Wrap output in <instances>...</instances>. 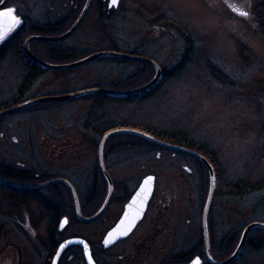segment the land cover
Instances as JSON below:
<instances>
[{
    "label": "rangeland",
    "instance_id": "obj_1",
    "mask_svg": "<svg viewBox=\"0 0 264 264\" xmlns=\"http://www.w3.org/2000/svg\"><path fill=\"white\" fill-rule=\"evenodd\" d=\"M72 1L8 0L7 8L15 9L21 22L25 19L58 22ZM135 1L145 10L163 12L166 18L179 21L189 31L195 51L184 71L165 82L161 78L163 85L156 87L154 94L147 91L128 101L116 97L95 102L93 96L85 95L43 101L1 116L2 161L37 170L36 180H31L28 174L22 175L26 182L65 176L85 194L93 188L90 184L97 166L94 143L98 144L102 136L98 135L99 131L122 124L149 125L156 129L158 138L194 150L193 140L204 141L217 152L227 179L247 175L255 180L264 175V31L260 24L264 14L253 8L258 0H243L245 8L252 9L247 17L229 9L225 0ZM108 2L92 1L80 27L64 39L66 46L78 52L136 53L155 59L165 70L176 64L185 47L180 34L145 19L136 9L125 7L123 0L117 8H109ZM23 49L14 46L0 64V109L90 86L114 88L111 82L122 75L96 59L70 69H44L21 56ZM38 50L41 54L40 47ZM40 56L53 63L69 62L59 56ZM210 65L232 83L212 77ZM154 75L155 70L143 84ZM111 140L112 145L118 146L106 153L105 163L115 181L127 182L132 188L133 181L138 182L146 174L157 176L155 197L139 233L163 232L168 237V233L179 231L182 225L184 232L192 235L184 237L183 250L195 243L202 235V211L209 188L203 167L183 152L139 144L119 145L118 138ZM216 179L215 191L220 184L217 173ZM55 186L37 192L0 187V264H18V250L26 252L33 248L27 235L36 238L37 226L39 232L45 231L44 218L51 217V211L44 202L62 206L67 196L64 187ZM255 194L249 200L229 198L223 192L214 194L209 220L211 240L218 243L233 233V247L228 256L235 250L246 224L264 218V200L256 208L261 193ZM122 205L123 202L113 203L101 218L92 222L69 217L71 222L62 230L57 227L54 237L59 240L81 235L96 244L114 225ZM189 219L195 223L193 233L192 225L186 226ZM132 239L122 246L131 247ZM162 245L161 241L154 243V252L159 251L160 256L164 255ZM256 246L262 248L264 242ZM242 251L231 264H264V248Z\"/></svg>",
    "mask_w": 264,
    "mask_h": 264
},
{
    "label": "trees",
    "instance_id": "obj_2",
    "mask_svg": "<svg viewBox=\"0 0 264 264\" xmlns=\"http://www.w3.org/2000/svg\"><path fill=\"white\" fill-rule=\"evenodd\" d=\"M85 1L86 0H73L72 4L70 5V9L68 10V12L64 15L62 20H60L58 22L37 23V22H33V21H29V20L25 19L24 24L21 27H19L17 30H15L12 33V35L10 37H8L5 41H3L2 44L0 45V64L5 59V57L8 55V52L12 48H14V46H17L20 49L22 47L24 48V41H25L26 37H28L29 35L34 34V33H40V34L41 33L42 34L52 33V34H55V33H60V32L62 33L65 30H67L73 24V22L76 20V18L78 17L79 13L81 12V10L84 6ZM99 1L101 4V2L104 0H99ZM126 1L128 2L127 4H125ZM132 3H137V4L132 5ZM123 4L125 7H130L131 9H136V11L145 19H152V20H154V22L160 23L164 27L174 29L178 34H180L184 38L185 47H184L182 55L176 61V64H174L173 67L170 68L169 70H165L164 66L162 67V73H163L162 79H163V81L165 82L166 80H171V79L175 78V76L179 75L182 71H184L187 64L190 62V60L193 59L192 55H193V52L195 51L194 45H193L194 44L193 38H192L191 34L189 33V31H187L185 26L182 23L180 24L179 21H177V20H174L172 18H166V16H165L166 14L162 15L163 12H161V13H158V11L152 12V11H148L147 9L146 10L148 13L145 12L146 10L144 9V6L137 1L134 2V0L133 1L132 0H123ZM135 5H138V6L135 7ZM260 24L263 27L262 30L264 31V21H261ZM39 47L41 48V52H42L41 54L39 53L40 51L38 50ZM31 49L38 56L44 55L46 57H49L50 55H54L56 57L59 56V58H63L65 60L68 59L66 61H72L73 59H75L77 57L76 54L84 52L82 50H79V52H78V49L66 46L65 41H63V40L62 41H56V42L34 41L31 44ZM88 53H90V52H84L83 54H81L78 57H83V56L87 55ZM23 54H21V56H23L24 58L26 57L28 62L34 63L30 59H28L24 49H23ZM78 57H77V59H78ZM96 60L103 62V64H105V65H109L110 70H112V71L117 70L118 73L122 74L119 78H117L111 82V84L113 85L114 88H132V87H136L140 84H143L151 76L152 72L155 70L154 67L148 63L133 61V60H127V59L118 58V57H102V58H98ZM208 70H209V72L212 73V77H214L215 79H217L221 82H228L230 84L232 83V81L227 76H224V74L219 69H217L216 67L210 65ZM160 85H161V82H159L148 93H150V95H152L153 91L157 89L156 87H158ZM162 85H161V87H162ZM89 95L94 97L95 102H99L100 100H105L108 98H110V99L116 98V97H110V96H107L105 94H100V93L89 94ZM130 97H132V96H130ZM130 97L122 98V99H124L122 101H128L130 99ZM6 107H9V106H6ZM116 126L139 127L136 125H129V124L128 125L122 124V125H116ZM116 126H111V127L105 128L102 131H99L98 135H102L106 130H108L112 127H116ZM139 128L144 129V130L154 134L155 136H158L156 134V129L152 126L147 125V126H143V127H139ZM112 138H118V144L119 145L127 143L130 145H137V146L139 144L141 146H147V147L154 148V149L164 148V147H161L157 144H154V143H152V142H150V141H148L142 137H138V136L131 135V134H117V135L112 136ZM112 138H110L108 140V146L113 144V143H111V142H113L111 140ZM96 142L94 144L97 145V154H96V158H95V160H96L95 162H96L97 166L94 168V171L92 174V180H91V184H90V185H92L93 188L84 194L76 186L77 191H78L79 196L81 197V201H82V212L85 215L93 214L96 211V209L98 208L100 201H101L100 200L101 199V193L99 192V189L97 188V185L100 182L99 178L101 176V171H100L101 169H100L99 163H98V144ZM191 144H192V147L196 148L197 151H200L203 155H205L210 160V162H212V164L215 167L217 177H218V181L220 183L219 184L220 187L218 186L217 191H215L216 195H218L220 192H223V194H226V196H229V198L235 199V197H236L237 199L246 198L247 200H249L252 195H256L255 193H261V196L257 199L256 208L259 206L258 202L264 200V175H262L261 177H259L258 179H255V180H251L249 178V176H247V175H244L243 177L240 175H237V177L234 179H227V178H225V176H223L224 174L222 172L223 171L222 170V164L219 160L217 152L214 149H212V147H209L208 145H206L204 141H199V140H193L191 142ZM147 150H150V149L147 148ZM107 152L108 151L106 149L105 155ZM195 159L205 170L206 175H207V185H208L209 184L208 171H207L205 165L199 159H197V158H195ZM37 173H38V171L35 169H31V168H27V167H19L18 165L6 164L0 158V175L1 176H4V177L12 179V180L26 182L25 180L22 179V175L28 174L30 178H33L31 180H36L34 178H36ZM58 185H61L62 187H64L65 191L67 193V196L65 197L62 206L61 205H51L49 203H46L47 201H45V202L43 201L46 204V205L45 204L44 205L47 206L49 208V210L51 211V220L53 222L52 223V229H53L52 231L54 233H55V231H57V227H58L57 222H58L59 217L62 214L68 215L69 217H71V219H72V217L74 219H77L75 209H74L73 197H72V194H71L69 188L65 184H62V183L56 184L55 187H58ZM0 187H8V188L13 189V187L5 185L3 183H0ZM14 189H16V188H14ZM59 189L61 190V188H59ZM38 190L39 189H32V190L25 189L24 191L37 192ZM65 191L62 190L61 192L63 193ZM66 193H65V195H66ZM62 211H65V212H62ZM262 214L264 215V212H262ZM209 220H210V214H209ZM261 221H264V218ZM254 229H255V231L256 230L257 231L254 233L253 229H252V231L249 233V236L247 238V241L245 243L243 251L248 250V249H252V248L253 249L264 248V246L262 248L256 246L259 243L264 242V228L257 227ZM201 232H202V230H201ZM241 232H242V230H241ZM239 237H240V235H239ZM229 238H230V240H229ZM233 240H234V234L233 233H231L230 235H228L226 238H224L222 241H220L218 243H214L212 240V251H213L214 257L216 259H221V258L227 257L228 253L230 252L231 248L233 247V245H232ZM229 242H230V245L227 246V244ZM203 244H204V240H203V237L201 235V237L199 238V250H202ZM189 252L184 253V255H183L184 258L191 256V254Z\"/></svg>",
    "mask_w": 264,
    "mask_h": 264
},
{
    "label": "water",
    "instance_id": "obj_3",
    "mask_svg": "<svg viewBox=\"0 0 264 264\" xmlns=\"http://www.w3.org/2000/svg\"><path fill=\"white\" fill-rule=\"evenodd\" d=\"M92 1L93 0H86L85 1L84 6H83L80 14L78 15L77 19L74 21V23L66 31H64L60 34H56V35H46V34H39V33L29 35L24 41V50H25V53H26L28 59H30L32 62L38 64L39 66H41L44 69H61V70H64V69H70V68L82 66V65L86 64L87 62H90L92 60L102 58V57H118V58H123V59H127V60L145 62V63L152 65L155 69L154 77L150 81L146 82L145 84H142L140 86H136L133 88L123 89V88H111V87H104V86H90V87H86V88H83L80 90L72 91V92H69V93H66L63 95H46V96H41V97L29 99V100L11 105L9 107H5V108L0 109V117L4 116L6 114H10L12 112H15L17 110H20L22 108L31 106L33 104L43 102V101L67 100V99L85 96V95H89V94H95V93L105 94L107 96L117 97V98L118 97H121V98L130 97V96H134L137 94H141V93L150 91L160 82V80L162 78V67L159 64V62L153 58L141 56V55H138L136 53H128V52H123V51H118V50H98V51L91 52V53H89V54H87L81 58H78L76 60L69 61V62H63V63L49 62V61L44 60L43 58H41V57H39L33 53V51L30 48L31 41H34V40L58 41V40L65 39V38L69 37L70 35H72L78 29V27L81 25L82 21L84 20L86 14L88 13L89 8L92 4ZM7 2H8V0H1L0 1V11H4V7L6 6ZM119 4H120V0H117V4H115V5L112 4V0H109V2H108L109 8H117L119 6ZM117 134H131V135H135L138 137H142V138H144V139H146V140H148L154 144H157L161 147L189 154V155L199 159L205 165V167L208 171V175H209V188H208L207 197H206L205 204H204L203 211H202V232H203V239H204V243H205V255H206L207 260L211 264H231L235 259H237L239 257L241 251L243 250V248L245 246V243L247 241L249 233L252 231V229L257 228V227L264 228V221L256 220V221L249 222L243 228L241 235H240V238H239V241H238V244H237L235 250L233 251V253L231 255H229L227 258H224L221 260L216 259L213 256L212 251H211V241H210L209 228H208V219H209V214H210V210H211L213 199H214V194H215V190H216V182H217L216 171L214 169L213 164L210 162V160L205 155H203L201 152H199L197 150H194V149L182 146V145H178V144H174L171 142L164 141V140L154 136L150 132H147L143 129H139V128H135V127L117 126V127L110 128L102 134V136L99 140V143H98V163H99V167H100L103 175L105 176V178L107 180L108 192H107V195L105 197V200H104L102 206L99 208L98 211H96L92 215L87 216V215L83 214L82 208H81V203H80V198H79L78 192L76 190V187L66 177L58 176V177H54V178H51V179H48L45 181H41V182H21V181L12 180V179H9V178H6V177L0 175V183L12 186L14 188L27 189V190L46 188V187L52 186V185L57 184V183H63L69 188V190L72 194L77 219L81 222H92V221L96 220L104 212V210L106 209V207L110 201V198H111L113 190H114L113 180H112V178H111V176L107 170V167H106L104 150H105V146H106V143L108 142V140L112 136L117 135ZM148 177L153 178V180L150 182V184L146 186L150 190V194H141L140 189H141V187H145L144 181ZM154 188H155V176L153 174L146 175L142 179L139 187L137 188V190L134 193V195L132 196V198L126 204L125 210H124L121 218L117 221V223L114 226H112L107 231L106 235L104 236L103 245L105 247H109V246L113 245L114 243H116L118 240L126 238L134 230V228L137 226V224L140 222V220L143 218V216L145 214V211L148 207V204L152 198ZM138 194H140L141 199H145V203L143 205V211H142L141 215L135 219V224L131 228V230L127 233V235H121L124 228L127 227L128 221H131L135 217L137 209L140 207L139 202H137V204H135V205H132V202L134 200H138ZM129 205H132V207H129ZM126 216L128 218L127 220H125ZM65 221H67V217L63 218V220L61 222V228L66 224ZM122 222H123V224H122ZM74 244H79L83 247L84 256H85V260H86L87 264H90L89 256H91V264H96V262L94 261L93 256H92V252H91L89 242L82 237H70V238L63 240L60 243V245L58 246V249L56 251L55 261L58 260V258L61 256V254L63 253V251L67 247H69L70 245H74ZM197 259H199L200 264L203 263L202 258L200 256H196L188 264H195V261Z\"/></svg>",
    "mask_w": 264,
    "mask_h": 264
},
{
    "label": "flooded vegetation",
    "instance_id": "obj_4",
    "mask_svg": "<svg viewBox=\"0 0 264 264\" xmlns=\"http://www.w3.org/2000/svg\"><path fill=\"white\" fill-rule=\"evenodd\" d=\"M225 3L227 4L228 7L229 5H232L233 7L239 9L240 11H246L248 15L252 11L251 8H245L243 4V0H225ZM7 7L8 6L6 4V6L4 7V10H6ZM253 8L254 10H257L260 13L264 14V0L256 1ZM229 9L232 10V7H229ZM233 12L239 15L238 12L236 11H233ZM23 24H24V21L21 22V24L17 26L14 29V31L17 30L19 27H21ZM55 34H59V33H55ZM55 34L48 33L47 35H55ZM34 41H40V40H34ZM34 41H31L30 48H31V44ZM58 41H61V40H58ZM40 42H43V41H40ZM44 42H56V41H44ZM107 146H108V142L106 143V146H105V152H106V149L107 151L113 150L114 148H116L117 144L112 145V146L109 145L108 147ZM149 174H152V173H149ZM149 174H146V175H149ZM153 175L155 176V188H154L152 198L148 204V207L145 211L143 218L140 220V222L137 224L134 230L126 238L118 240L116 243H114L113 245L109 247H105L103 245V239L107 231L110 229L109 228L106 231V233L103 235V237H101V239L96 244H93L89 239L81 235H71V236L58 240V238L54 237V232L52 231L53 222L51 220V217L45 216L44 219L48 221V222L46 221V226L44 227L45 231L43 233L39 232L38 226H37L36 234L34 235L36 238L32 237V235L30 234L27 235V238L29 239L28 241L29 243L33 245V248L27 249L26 252H24L23 249H19L17 253V263L18 264H87L85 260V256H84V249L79 244H74V245H70L69 247H67L63 251L61 256L58 258V260L55 261L56 251L58 249V246L63 240L70 238V237H82L89 242L92 256L96 264H188L196 256H200L202 258L203 260L202 264H211L207 260L206 255H205V243L202 245L203 247L202 250H199V239L195 241V243L193 242L189 245H186L187 248L183 250L184 237L189 236L188 238H191L192 235L190 236L189 234H186L184 232V227L182 225L179 231L176 230V232L174 233H168V237H167V234L163 232L154 231V232L139 233L138 229L140 225L143 223V221L146 219L148 211L151 208L150 206L152 205L154 197H155L157 176L155 174ZM144 177L140 178L138 182L136 181L137 179L133 181L134 182L133 187L129 188V185L127 184V182H123V181L117 182L111 176L113 180V186H114L112 196L110 198V201L106 209L96 220L101 218L113 203L123 202L121 211L119 212L117 219L114 222V225H115L117 221L121 218L125 210L126 204L132 198V196L136 192L137 188L139 187ZM99 179H100V182L97 185V188L99 189V192L101 193V199H100L101 201L96 211H98L99 208L102 206L105 200V197L107 195V192H108V183L102 171H101V176ZM79 198H80V203H81V208H82L81 197L79 196ZM64 217H67V223L61 228V222ZM70 222L71 220L69 216L63 214L60 220V224L58 225V230H62ZM190 225H192V231L190 232L193 233L194 231L193 226H195V223L193 224L191 220L189 219L187 220V223H186L187 228H189ZM208 226H209V222H208ZM201 230H202V220H201ZM209 234H210L211 251H212V240H211L210 229H209ZM202 237H203V232H202ZM131 238H133L132 239L133 245L131 247L122 246L126 243V241H128ZM155 241H161L163 245H165L164 247L163 245L161 247V252L164 253L163 256L162 255L160 256L159 251L156 253L154 252V250L156 251V248L154 246ZM185 252H189L191 256L184 258L183 255ZM212 254H213V251H212Z\"/></svg>",
    "mask_w": 264,
    "mask_h": 264
},
{
    "label": "snow or ice",
    "instance_id": "obj_5",
    "mask_svg": "<svg viewBox=\"0 0 264 264\" xmlns=\"http://www.w3.org/2000/svg\"><path fill=\"white\" fill-rule=\"evenodd\" d=\"M112 4L113 5L117 4V0H112ZM229 7H232V10L238 12V14L241 15V16H245V17L248 16V13L246 11H240L239 9L233 7L232 5H229ZM20 24H21V20L15 14V9L7 8L4 11H0V41H3ZM152 180H153L152 177H148L144 181L145 187H141V189H140V193L141 194H150V190L146 186L149 185ZM137 202H139L140 207L137 209L135 217L131 221H128V225H127L126 228H124V230L121 233V235H127V233L134 226L135 219L138 218L141 215L142 211H143V205L145 203V199H141L140 198V194H138V200H134L132 202V205L137 204ZM132 205H129V207H132ZM127 219L128 218L126 216L125 220H127ZM65 223H67V221H65ZM122 224H123V222H122ZM89 261H90V264H91V256H89ZM195 264H200L199 259H197L195 261Z\"/></svg>",
    "mask_w": 264,
    "mask_h": 264
}]
</instances>
